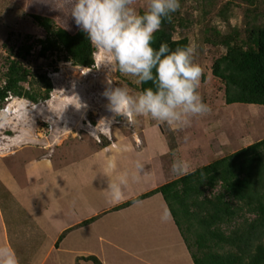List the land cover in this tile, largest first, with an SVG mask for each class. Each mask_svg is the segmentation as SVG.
Returning <instances> with one entry per match:
<instances>
[{
    "label": "crops",
    "instance_id": "0c3cea01",
    "mask_svg": "<svg viewBox=\"0 0 264 264\" xmlns=\"http://www.w3.org/2000/svg\"><path fill=\"white\" fill-rule=\"evenodd\" d=\"M17 1L29 16L45 19L67 33L78 30L75 23L68 30L56 21L49 9L52 0ZM163 128L151 122L133 139L100 145L94 134L97 141L87 137L78 143L82 146H77V152L75 146L51 155L35 149L30 151L33 156L15 164L0 162V247L13 250L16 241L27 242L42 254L38 264H95L89 257L102 264H194L163 195L157 192L136 200L182 176L171 171L173 160L181 157H175L179 147L172 148ZM136 159L145 162L140 180L129 184L120 203H111L106 192L109 177L104 174L112 175L107 161H116L119 171L131 168Z\"/></svg>",
    "mask_w": 264,
    "mask_h": 264
},
{
    "label": "rangeland",
    "instance_id": "374dc122",
    "mask_svg": "<svg viewBox=\"0 0 264 264\" xmlns=\"http://www.w3.org/2000/svg\"><path fill=\"white\" fill-rule=\"evenodd\" d=\"M62 1L52 0L49 9L54 12L56 21L59 20L61 26L70 30L74 22L67 17L70 11L66 7L61 8ZM147 3L148 0H134L138 10H147ZM180 4L178 12L190 21L196 22L197 18L203 16V26L209 24L210 28L223 33H229L237 27L244 33L246 10L250 7L245 0H180ZM255 5L264 10V1L256 0ZM220 10H227V16H221ZM26 11L29 12L17 0H0V81L3 80L2 74L6 70L2 61L7 55L4 44L7 42L10 46L20 45L27 34L31 38L44 36V30ZM201 27L202 25H194L187 30L177 27L179 33L175 36H189L191 42L197 45L194 61L203 68L202 76H205V79L201 78L199 92L211 108L209 113L193 118L190 127L172 131L166 125H159L148 117H138L129 122L109 112L103 95L109 81L112 82V87L122 83L127 84L133 92L139 90L131 78L122 76L107 65L108 56L103 49L97 50L95 65L87 68L69 62H57L55 58L36 60L38 50L35 48L33 56L27 61L31 67H39L48 74L54 89L49 100L38 103L14 96L5 101L0 109V162L15 164L30 155L33 156L34 153L30 151L35 149L41 155H51L67 150L68 146H75L74 150L77 152L82 146L78 143L86 142L84 140L87 137L97 141L94 134L97 135L100 145L106 141L133 139L135 132L140 135V130L152 122L157 127H164V134L167 133L172 148L179 147L175 157L180 156L189 161L192 171L217 157L226 156L264 138V105L225 103V85L213 76L212 65L217 57L225 53L226 48L203 43ZM77 29L75 26V30ZM9 34H12L11 40L8 38ZM109 120L110 129L104 122ZM185 136L188 137L187 141ZM173 151L172 154L175 153ZM38 206L42 207V204L39 203ZM32 208L35 210V205ZM20 224L22 226L23 221ZM33 224L28 223V226L31 228ZM30 233L34 235V231ZM39 234L36 236L39 237ZM37 237L30 238L36 241ZM16 243L14 249L15 254L20 255L19 264L39 263L43 257L38 252L39 248L31 247L27 242ZM22 258L27 262L22 263Z\"/></svg>",
    "mask_w": 264,
    "mask_h": 264
},
{
    "label": "trees",
    "instance_id": "16d2710c",
    "mask_svg": "<svg viewBox=\"0 0 264 264\" xmlns=\"http://www.w3.org/2000/svg\"><path fill=\"white\" fill-rule=\"evenodd\" d=\"M245 1L250 7L246 10L244 33L237 27L223 33L209 24L203 26V16L195 22L177 11L170 20L162 22L154 34L153 47L158 48L162 42L173 50L185 46L191 38H175L177 27L187 30L202 25L203 43L226 48L212 65V74L225 85V103L264 105V10L255 5L256 0ZM220 14L227 16V10H220ZM30 16L44 30V36L31 38L27 34L20 45L4 44L7 55L2 58L6 70L0 81V109L11 96L35 103L51 98L54 86L50 77L27 61L35 48L36 60L55 58L57 62L88 68L96 63L98 48L90 44L84 32L78 29L67 33L45 19ZM11 37L9 34V40ZM149 86L151 82L137 88L141 91ZM157 192L163 195L194 264H264V138L199 166L136 200ZM65 234L66 231L60 240ZM88 259L102 264L96 257Z\"/></svg>",
    "mask_w": 264,
    "mask_h": 264
},
{
    "label": "clouds",
    "instance_id": "9594fccd",
    "mask_svg": "<svg viewBox=\"0 0 264 264\" xmlns=\"http://www.w3.org/2000/svg\"><path fill=\"white\" fill-rule=\"evenodd\" d=\"M64 7L90 44L104 50L113 71L131 78L136 86L151 82V86L133 92L127 84L112 87L109 81L103 92L109 112L129 122L148 117L179 131L190 127L193 118L211 111L199 92L203 68L194 61L197 45L189 42L173 50L162 42L153 47L154 34L180 9V0H148L145 11L138 10L134 0H64ZM104 122L110 129L111 121ZM106 166L112 173H104L109 177L107 197L117 204L129 184L140 180L145 162L136 159L131 168L119 171L114 160H108ZM190 170L189 161L173 160V173L187 175ZM0 264H19L15 251L0 247Z\"/></svg>",
    "mask_w": 264,
    "mask_h": 264
}]
</instances>
